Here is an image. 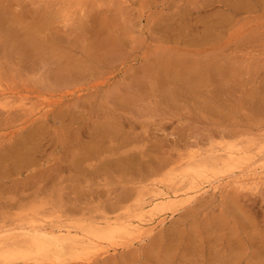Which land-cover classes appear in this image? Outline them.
<instances>
[{"label":"rangeland","instance_id":"1","mask_svg":"<svg viewBox=\"0 0 264 264\" xmlns=\"http://www.w3.org/2000/svg\"><path fill=\"white\" fill-rule=\"evenodd\" d=\"M220 141L264 145V0H0L1 231L104 224ZM262 154L250 191L221 174L142 241L73 264H264Z\"/></svg>","mask_w":264,"mask_h":264},{"label":"bare ground","instance_id":"2","mask_svg":"<svg viewBox=\"0 0 264 264\" xmlns=\"http://www.w3.org/2000/svg\"><path fill=\"white\" fill-rule=\"evenodd\" d=\"M25 47L26 46H24V49L22 48V50H25ZM221 142L222 141H220V143ZM232 142L235 143V141ZM234 143L225 144L224 142L223 144L222 142L223 145L221 144V146H218L216 150L218 155L212 153V156L216 157L210 156L211 153L208 154L212 158L201 157L200 154V156H195L194 154V156L187 162L183 160L185 161V164H180L179 169L175 168L176 170H170L165 174V177L160 181L163 188H161L160 192L156 191V193H154L152 191V193L149 194L153 195L152 197L149 196L151 198L150 201H148V199L144 200V195L141 196V198H136L134 200L135 203L133 202L132 204V202H129L130 205L125 206L126 204H124L121 207H124V211H122V209L121 212L118 211L122 213L121 215L117 213V215H120L118 218L114 217L115 219H112L105 217L106 222L104 224H89V222L84 220L82 223L81 220L76 223L67 222L52 225L39 223L38 220H36L37 218H31L32 220H29L26 224H20L17 227H10L5 231L0 230V264H73L79 259H82V262L86 260L88 261L89 259H86L85 255H89L92 252L93 256L100 253V251H104V253H101L103 255L105 254V251H108L110 246L116 248V245L124 240H128L129 243V241H135V239L137 240L140 238V241H142L149 228H151V231L149 232H153L158 222H166L168 217L170 218L176 211L181 210L189 204L191 205L192 202L194 203L199 196L206 193L209 189H213L215 192L217 189L221 190L226 187L224 186L222 188L223 182L222 184L220 183L221 185L218 184L221 179L220 175H224V173H229L228 175L226 174V176H230L229 178H232V175L235 177L234 179H231L230 182H228V178L223 180L227 184V188H229V185L230 187L235 185L237 191H246L247 188L251 187L249 185H253L256 182L259 175L260 177L262 176V174H259L258 172V167L256 165L258 159H256V157L260 153L264 154V145L261 146L262 148L258 150V152L253 153L252 147H245L242 143H240L242 146L239 145L240 147H237L238 144L236 145ZM260 164L262 165L259 166V170L260 167L261 169L264 167V162H261ZM261 179L263 178L258 179V181ZM251 181H254V183L250 184L252 183ZM215 182H217V184ZM260 182H258V184ZM225 183L224 185H226ZM255 185L256 184H254V186ZM247 191H250V189H247ZM238 216L239 215H237V217ZM44 219L42 218V221H46L47 218ZM42 221L40 220V222ZM85 222H87V224H84ZM227 242L230 245L229 241ZM243 246L245 245H242V247ZM230 247V251H232L233 246ZM235 247L236 246H234V248ZM233 250L234 252L236 251L237 255L239 250ZM167 256H169V254ZM231 258L233 257L231 256ZM169 260L167 259V261ZM230 260L231 259H229V261ZM220 262L223 263V261ZM165 263L166 262L164 261V264ZM227 263L228 262H226V264Z\"/></svg>","mask_w":264,"mask_h":264}]
</instances>
